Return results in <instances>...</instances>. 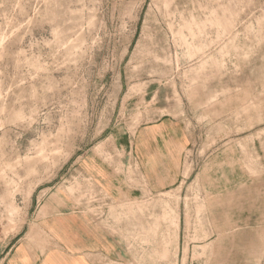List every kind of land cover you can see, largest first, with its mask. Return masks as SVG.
<instances>
[{
	"label": "rangeland",
	"instance_id": "1",
	"mask_svg": "<svg viewBox=\"0 0 264 264\" xmlns=\"http://www.w3.org/2000/svg\"><path fill=\"white\" fill-rule=\"evenodd\" d=\"M158 122L187 143L174 185L118 200L83 172L133 175ZM58 190L124 245L110 264H264V0H0L3 232Z\"/></svg>",
	"mask_w": 264,
	"mask_h": 264
},
{
	"label": "crops",
	"instance_id": "2",
	"mask_svg": "<svg viewBox=\"0 0 264 264\" xmlns=\"http://www.w3.org/2000/svg\"><path fill=\"white\" fill-rule=\"evenodd\" d=\"M173 125L158 122L138 130L126 148L128 163L138 167L133 175L118 174L117 160L112 165L94 153L82 156L83 172L118 200L174 185L182 175L187 143ZM33 204L16 231L6 234L0 226V264H110L126 257V248L102 221L64 191L51 192L43 201L34 197Z\"/></svg>",
	"mask_w": 264,
	"mask_h": 264
}]
</instances>
